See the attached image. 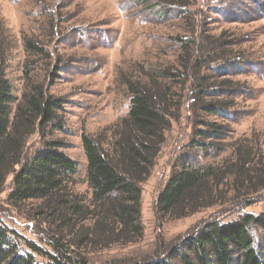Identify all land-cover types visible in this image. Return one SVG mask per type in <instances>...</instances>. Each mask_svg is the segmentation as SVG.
I'll use <instances>...</instances> for the list:
<instances>
[{
    "label": "rangeland",
    "instance_id": "1",
    "mask_svg": "<svg viewBox=\"0 0 264 264\" xmlns=\"http://www.w3.org/2000/svg\"><path fill=\"white\" fill-rule=\"evenodd\" d=\"M3 28L14 41L7 56V75L14 95L20 98L23 93V71L27 70L33 80L44 82L48 93L61 104L56 122L62 128L53 130L48 126L46 135L41 131L30 135L26 156L41 149L47 140L63 142L62 152L78 164L74 190L88 196L81 135L105 133L109 138L127 115V82L135 80L140 67L151 72L170 68L175 73L181 62V58L177 59L180 40L194 41L198 46V35L211 42L236 43L224 48L232 50L242 63L235 57L228 67L216 61L201 71V76L208 74L213 81L227 78L233 82L232 88L240 90L231 98L219 99L232 104L226 115L220 119L205 117L209 122L221 121L228 126L222 141L209 146L204 154L199 143L193 146L197 140L194 131L199 130L196 119L202 116L196 106L201 101L193 103L189 72L185 78H172L169 84L176 94L182 93V106L178 119L165 133L149 176L140 186L143 238L127 246L77 249L75 254L87 264H129L174 256L183 241L207 222L231 223L246 214L258 216L264 212V189L247 194L245 189L240 193L226 186L222 194L227 199L214 206L179 220L156 219L157 198L173 165L184 156H194L198 165L219 164L226 159L233 161L231 146H242L243 153L260 158V169L264 168V0H194L182 10H176L168 0H0V30ZM24 40L38 42L50 59L31 56L24 48ZM246 59L248 63L243 62ZM184 82L185 87L181 85ZM205 101L210 98L205 97ZM263 177L260 171L262 180ZM243 187L254 189L247 183ZM11 188L10 175L0 186V225L13 231L14 249L26 250L24 244L28 241L52 255L49 244L54 238L53 230L33 214V205L19 209L9 205ZM254 237L261 241L264 232ZM36 260L46 263L42 257Z\"/></svg>",
    "mask_w": 264,
    "mask_h": 264
},
{
    "label": "trees",
    "instance_id": "2",
    "mask_svg": "<svg viewBox=\"0 0 264 264\" xmlns=\"http://www.w3.org/2000/svg\"><path fill=\"white\" fill-rule=\"evenodd\" d=\"M193 1L168 0L176 10L188 8ZM198 41L202 45L180 40L182 54L177 56L181 58L178 72H171L170 68L151 72L147 67H140L135 80L127 82L130 95L127 115L113 128L109 138L106 139L105 133L99 136L82 133L88 196L74 190L78 164L62 152L63 142L47 140L41 149L26 156L30 135L37 131L46 135L48 126L53 130L62 128L56 122L61 104L48 93L46 84L33 80L27 70L23 71V93L20 98L14 95L7 75V56L14 41L6 28L0 30V186L11 175L8 204L15 209L33 205V214L54 235L49 244L52 255L28 241L24 244L26 250L18 251L14 249L13 231L0 225V264H41L37 256L45 259L44 264H87L75 254L77 249L96 251L127 246L143 238L140 186L149 176L165 133L172 121L178 119L182 106V93L172 90L170 80L185 78L186 72L190 74L189 88L195 94L193 103L201 101L196 107L202 113L196 119L199 130L194 131L197 140L192 144L199 143L203 154L209 146L222 141L228 131L223 122H209L205 117L222 118L232 104L219 99L231 98L240 92L231 87L233 82L227 78L216 82L208 74L201 76L202 68H208L213 62L228 67L233 61L230 59L236 56L224 47H233L236 43L211 42L199 35ZM23 45L31 56L50 59L38 42L24 40ZM237 61L242 63L236 57ZM243 62L248 63L247 59ZM185 84L181 85L185 87ZM205 97L210 101H205ZM205 140L210 142L205 144ZM231 149L233 161L198 165L194 156L187 155L173 165L156 201V219L179 220L214 206L227 199L222 194L226 186L240 193L245 189L247 194L264 189L260 158L247 151L243 153L242 146L233 145ZM220 150L224 151L225 147ZM244 183L254 189L242 188ZM260 232H264V212L258 216L246 214L231 223L210 221L188 236L174 256L169 254L165 258L129 264H264V239L254 237Z\"/></svg>",
    "mask_w": 264,
    "mask_h": 264
}]
</instances>
